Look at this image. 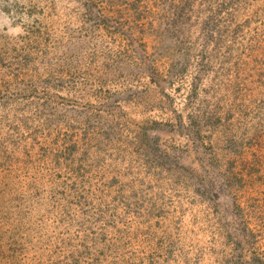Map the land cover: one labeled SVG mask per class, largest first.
<instances>
[{"label":"rangeland","instance_id":"rangeland-1","mask_svg":"<svg viewBox=\"0 0 264 264\" xmlns=\"http://www.w3.org/2000/svg\"><path fill=\"white\" fill-rule=\"evenodd\" d=\"M0 264H264V0H0Z\"/></svg>","mask_w":264,"mask_h":264}]
</instances>
